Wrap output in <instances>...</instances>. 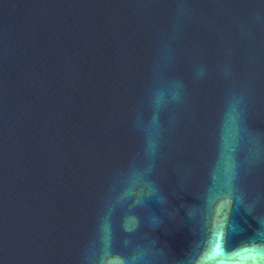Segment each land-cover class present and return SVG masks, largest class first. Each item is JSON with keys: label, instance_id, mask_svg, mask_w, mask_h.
I'll list each match as a JSON object with an SVG mask.
<instances>
[{"label": "water", "instance_id": "water-1", "mask_svg": "<svg viewBox=\"0 0 264 264\" xmlns=\"http://www.w3.org/2000/svg\"><path fill=\"white\" fill-rule=\"evenodd\" d=\"M0 264H264V0H0Z\"/></svg>", "mask_w": 264, "mask_h": 264}, {"label": "snow or ice", "instance_id": "snow-or-ice-1", "mask_svg": "<svg viewBox=\"0 0 264 264\" xmlns=\"http://www.w3.org/2000/svg\"><path fill=\"white\" fill-rule=\"evenodd\" d=\"M219 248H220L219 241H217L216 250L219 251Z\"/></svg>", "mask_w": 264, "mask_h": 264}]
</instances>
